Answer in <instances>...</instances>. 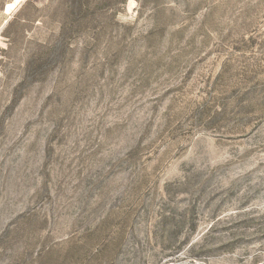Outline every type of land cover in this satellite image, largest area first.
Wrapping results in <instances>:
<instances>
[{"label":"rangeland","instance_id":"obj_1","mask_svg":"<svg viewBox=\"0 0 264 264\" xmlns=\"http://www.w3.org/2000/svg\"><path fill=\"white\" fill-rule=\"evenodd\" d=\"M0 264H264V0H0Z\"/></svg>","mask_w":264,"mask_h":264}]
</instances>
